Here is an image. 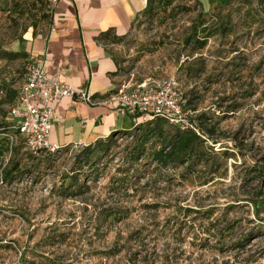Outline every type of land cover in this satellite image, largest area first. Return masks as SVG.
<instances>
[{
  "label": "rangeland",
  "instance_id": "1",
  "mask_svg": "<svg viewBox=\"0 0 264 264\" xmlns=\"http://www.w3.org/2000/svg\"><path fill=\"white\" fill-rule=\"evenodd\" d=\"M55 4L0 0V264H264V0H149L105 40L118 86L176 81L204 135L192 168L155 160L162 118L27 149L8 113Z\"/></svg>",
  "mask_w": 264,
  "mask_h": 264
},
{
  "label": "crops",
  "instance_id": "2",
  "mask_svg": "<svg viewBox=\"0 0 264 264\" xmlns=\"http://www.w3.org/2000/svg\"><path fill=\"white\" fill-rule=\"evenodd\" d=\"M148 0H59L47 35L29 42L34 64L44 63L50 76L76 89L87 88L93 103L66 97L54 104L50 142L63 146L90 144L113 131H127L122 117L108 103L118 86V63L106 38L124 35ZM135 125L133 124L132 129Z\"/></svg>",
  "mask_w": 264,
  "mask_h": 264
},
{
  "label": "built area",
  "instance_id": "3",
  "mask_svg": "<svg viewBox=\"0 0 264 264\" xmlns=\"http://www.w3.org/2000/svg\"><path fill=\"white\" fill-rule=\"evenodd\" d=\"M59 0H53L54 3ZM76 98L92 104L93 94L87 88L76 89L63 83L59 76H50L44 63L32 64L21 84L16 102L9 115L14 127L24 138L32 154L58 148L50 142V135L57 119L54 104L63 98ZM121 116H131L134 125L155 117L182 130L192 131L201 137L203 132L184 107V98L172 78H159L143 82L136 87L120 84L108 101Z\"/></svg>",
  "mask_w": 264,
  "mask_h": 264
},
{
  "label": "trees",
  "instance_id": "4",
  "mask_svg": "<svg viewBox=\"0 0 264 264\" xmlns=\"http://www.w3.org/2000/svg\"><path fill=\"white\" fill-rule=\"evenodd\" d=\"M157 118L160 117H155L153 119ZM153 119H150L149 121ZM159 137L162 140L160 148L155 151L153 156L162 166L188 165L192 168V166L200 163L202 158H204L202 153L204 140L201 136L192 131L182 130L177 127V129L171 130L167 133L161 132ZM91 144L92 143H90V145ZM130 160L134 163L138 160V156L135 153H132L130 155ZM131 162L129 164H131Z\"/></svg>",
  "mask_w": 264,
  "mask_h": 264
}]
</instances>
